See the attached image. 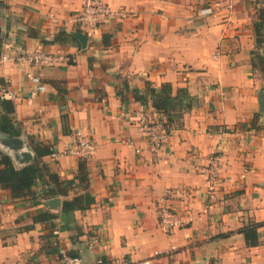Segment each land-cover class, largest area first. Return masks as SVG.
<instances>
[{
    "label": "crops",
    "instance_id": "1",
    "mask_svg": "<svg viewBox=\"0 0 264 264\" xmlns=\"http://www.w3.org/2000/svg\"><path fill=\"white\" fill-rule=\"evenodd\" d=\"M0 1V88L14 94V122L26 141L52 144L55 158L43 160L61 178H77L81 161L94 198L73 212V223H32L37 212L58 214L60 206L33 205L0 188V264H63L60 249L80 264H264V131L251 128L264 82L250 62L261 0H104L128 14L87 35L86 48L73 35L40 41L77 31L71 17L83 0ZM202 8L212 12L201 15ZM19 49L70 61L37 70L16 59ZM32 73L41 74L44 91ZM145 82L186 88L197 98L156 151L139 130L141 103L131 93ZM145 108L160 120L150 104ZM76 129L93 140L88 159L66 153ZM213 153L230 180L209 192L197 167ZM82 192L77 183L69 197ZM164 208L179 227L161 229ZM252 223H261L260 244L249 247L239 230ZM90 235L98 238L94 250Z\"/></svg>",
    "mask_w": 264,
    "mask_h": 264
},
{
    "label": "trees",
    "instance_id": "2",
    "mask_svg": "<svg viewBox=\"0 0 264 264\" xmlns=\"http://www.w3.org/2000/svg\"><path fill=\"white\" fill-rule=\"evenodd\" d=\"M257 5L252 21L255 48L251 51L250 62L252 69L261 73L264 82V0H261ZM76 30L81 31L79 28ZM29 35L31 37L37 36L32 32H29ZM65 36L73 37L61 30L51 40L40 37V41L41 43H54L64 40ZM107 36H103V40ZM131 93L135 100L141 104H150L155 111L160 113L159 119L167 131H170L173 126L180 127L183 115L196 106L197 103V98L192 97L186 88L173 90L169 83L156 87L150 82H145L142 89L131 88ZM14 112L13 102L10 99L0 98V131L13 136H20L22 132L14 122ZM259 119V115L255 113L251 120V128L264 131V124H260ZM27 143L33 152V158L24 165L15 164L7 153L0 150V188L9 190L12 198L29 196L33 205H38L50 198L60 197L61 204L58 214L51 213L47 209L39 211L33 215L32 223L49 222L52 224L56 218L63 221L65 225L73 223L75 221L74 211L85 210L94 203L93 196L88 192L87 174L82 169V162H79L77 178L63 179L43 160V157L51 154L52 144L36 140L31 136L27 137ZM77 183L82 186L83 192L69 197V192L74 189ZM260 225L261 223H252L239 230L243 235L246 246L252 247L260 244L257 232ZM31 226H25L20 231L28 230ZM43 237L49 239L51 234ZM54 246L56 247L54 249L58 251L57 245ZM69 255L76 257L71 253ZM104 264H110V262L105 259Z\"/></svg>",
    "mask_w": 264,
    "mask_h": 264
},
{
    "label": "built area",
    "instance_id": "3",
    "mask_svg": "<svg viewBox=\"0 0 264 264\" xmlns=\"http://www.w3.org/2000/svg\"><path fill=\"white\" fill-rule=\"evenodd\" d=\"M211 12L212 10L210 8H202L200 10L201 15H207ZM127 14L128 12H126L125 9H115L104 0H83L81 8L72 15L71 20L82 32L86 35H91L98 28L113 20H119ZM3 59L5 58L3 57ZM16 59L28 63L37 70L70 61L69 56L65 54L49 53L42 50L26 51L24 49L18 50ZM27 76L30 81L37 86L39 91L45 90V85L41 82L40 73L27 74ZM0 98L14 99V94L9 91L7 87H1ZM136 113L138 115L139 130L142 131L146 137L149 148L154 151L158 150L167 142L168 131L160 120L149 115L146 111L145 104H140ZM94 150L95 145L90 136L86 135L82 130L76 129L73 132V146L70 147L66 153L85 160L93 154ZM50 156L55 158L53 148ZM197 172L203 175L209 192L217 189L224 179L230 180V178H224L222 175L221 159L216 153L204 159V161L198 165ZM245 172L246 170L241 174V177L245 175ZM159 223L161 229L165 232L180 226V220L177 215L167 208L159 212ZM97 244V236L90 235L87 238V247L90 250H94ZM58 253L63 264H80L81 262L79 257H72L63 249H60ZM159 253L160 252H155V254ZM104 260L105 259L98 258L96 262L97 264H104ZM141 264H149V261L145 260L141 262Z\"/></svg>",
    "mask_w": 264,
    "mask_h": 264
},
{
    "label": "water",
    "instance_id": "4",
    "mask_svg": "<svg viewBox=\"0 0 264 264\" xmlns=\"http://www.w3.org/2000/svg\"><path fill=\"white\" fill-rule=\"evenodd\" d=\"M73 35L80 44L81 48H86L88 43L87 35L82 31H71ZM258 108L257 114L259 118L264 121V90L260 89L258 91ZM0 150L7 153L17 165H24L29 163L33 158V152L28 146L27 141L23 135L13 136L7 133L0 131ZM61 198L55 197L50 198L44 201L45 206L50 209L57 210L60 206ZM193 264H199L198 262Z\"/></svg>",
    "mask_w": 264,
    "mask_h": 264
}]
</instances>
